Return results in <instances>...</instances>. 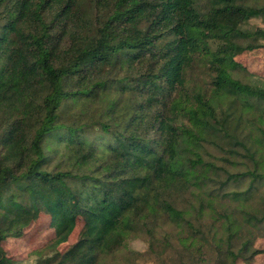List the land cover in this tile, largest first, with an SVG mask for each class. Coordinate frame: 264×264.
Returning <instances> with one entry per match:
<instances>
[{"label": "trees", "instance_id": "16d2710c", "mask_svg": "<svg viewBox=\"0 0 264 264\" xmlns=\"http://www.w3.org/2000/svg\"><path fill=\"white\" fill-rule=\"evenodd\" d=\"M262 16L259 0H0V264L2 242L42 211L55 229L43 264H131L148 255L129 249L144 235L153 252L177 248L175 264L259 255L264 82L234 72L261 47L264 30L244 26ZM86 98L102 113L77 111ZM208 143L242 168L205 158Z\"/></svg>", "mask_w": 264, "mask_h": 264}, {"label": "rangeland", "instance_id": "374dc122", "mask_svg": "<svg viewBox=\"0 0 264 264\" xmlns=\"http://www.w3.org/2000/svg\"><path fill=\"white\" fill-rule=\"evenodd\" d=\"M259 3L261 5L264 4V0H259ZM244 29L246 31H255L256 29L264 30V16L252 18L249 23L244 26ZM239 43L246 45L248 43H252V41L240 39ZM253 43H259L261 47L252 51H246L236 57V61L243 68L242 70L235 71L234 75L236 78H240L244 82L256 84L264 82V38L258 37V40ZM105 71L108 73L107 75H110L113 72L112 69L110 71L105 69ZM202 81L203 76H201L200 71H197L196 75L193 77V81H191L189 85L193 87L196 82L202 84ZM119 89L120 87L118 85H114L106 93H102V96H104L105 99L107 97V99L109 98V100H113L118 97L117 90ZM189 93H191V89ZM104 105L105 102L99 101V99L86 98L82 101V103L80 102L79 106L77 107V111L81 113L86 107L88 110L86 112H90L93 116H98L99 113H102ZM89 120L90 118H87V122ZM90 126L95 132L101 131V126L97 123H92ZM205 150L207 151L203 152L205 158L215 162L217 165H219V167H225L228 169V171H230V173H234L239 168H242L240 165L237 166L227 162V159H230L228 154L221 147L217 146V144L208 143L206 144ZM239 161H241V158ZM249 183L250 180L247 179L245 183L240 185L241 189H247ZM230 187L237 189V187L233 184H231ZM201 192H203V190H201L199 193ZM259 194H264V183L260 185ZM257 197L258 195L255 197V200H258ZM196 206H199L197 202ZM203 221L210 223L211 219L208 215H206ZM83 227L84 221L83 219L79 218L76 228L69 236L68 241L59 246L58 250L65 252L71 246H73L79 240ZM166 230L179 231V229L175 228L174 225H171L170 228L166 227L165 231ZM54 237L55 229L52 226V218L50 214L42 211L39 214L38 219L33 221V223L24 230V234L19 237H12L4 240L1 244V247L6 256L11 260V264H43L45 258L49 255H52V250H42ZM198 237L201 238L202 235L199 234ZM172 243L174 246L177 245L178 248L181 247L180 240H172ZM128 244L131 251L148 254L137 258L135 262L131 264H175V259L178 257L177 248L174 249L169 244V246L165 247H156L154 249L155 252H153V250L150 249V242L145 235L142 237L134 236L130 238ZM199 245L205 247L206 243L199 241L198 246ZM254 248L259 250L261 253L248 261L246 259H239L238 264H264V235L257 236L254 242ZM150 251L152 253H149ZM202 251L204 253H208L210 257L213 255V251L210 248H205ZM157 252L161 253L162 257L156 256ZM195 255H197L199 258L201 257L198 252H196ZM124 262V260H121L119 264H123Z\"/></svg>", "mask_w": 264, "mask_h": 264}]
</instances>
